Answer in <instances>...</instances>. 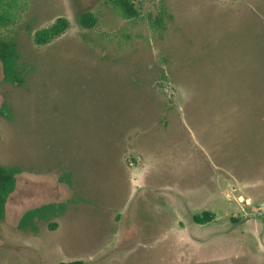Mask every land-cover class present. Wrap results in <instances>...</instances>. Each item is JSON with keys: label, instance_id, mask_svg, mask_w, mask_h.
Here are the masks:
<instances>
[{"label": "rangeland", "instance_id": "1", "mask_svg": "<svg viewBox=\"0 0 264 264\" xmlns=\"http://www.w3.org/2000/svg\"><path fill=\"white\" fill-rule=\"evenodd\" d=\"M135 7L0 0V35L27 68L18 86L0 62V164L21 169L0 264H264V0ZM66 201L55 229L18 227ZM206 210L214 220L191 224Z\"/></svg>", "mask_w": 264, "mask_h": 264}, {"label": "trees", "instance_id": "2", "mask_svg": "<svg viewBox=\"0 0 264 264\" xmlns=\"http://www.w3.org/2000/svg\"><path fill=\"white\" fill-rule=\"evenodd\" d=\"M111 1L114 7L125 17L132 18L137 15L135 7V0H106ZM96 18L92 13H86L82 16L81 21L87 28L92 27L96 23ZM69 22L66 18H59L58 22L51 28L42 31L44 36L37 37L36 39L41 42L49 41L53 37L57 36L62 32ZM0 62L3 71V81L14 85L21 86L26 82L27 68L21 62V54L19 50V43L16 38L5 37L0 35ZM133 84L139 87L138 80H133ZM1 112H8L9 108L4 105ZM21 172L19 167L5 166L0 164V222L6 217V205L17 186V175ZM61 182H66L72 186V173L64 172L59 176ZM70 199L69 201H72ZM70 203V202H69ZM66 202H50L45 203L33 208H30L24 212L21 216L18 227L23 231L38 232L39 223H48L51 229H55L58 224L57 222H51L55 217L62 216L67 209ZM216 217L215 212L206 210L202 214H196L194 216L195 221L200 223H207L214 220ZM58 264H84L82 260L75 261H62Z\"/></svg>", "mask_w": 264, "mask_h": 264}, {"label": "flooded vegetation", "instance_id": "3", "mask_svg": "<svg viewBox=\"0 0 264 264\" xmlns=\"http://www.w3.org/2000/svg\"><path fill=\"white\" fill-rule=\"evenodd\" d=\"M188 207H189V209L192 210V207H190V206H188ZM203 212H204V211H203ZM203 212H202V213H203ZM202 213H201V214H202ZM195 215H196V214H191V215L189 216V220L191 221V224L193 223V224H196V225H205V224L209 223V222H207V223H200V222L195 221V219H194V216H195ZM187 220H188V218H187ZM240 227H241V226L238 225L236 228L241 229ZM206 237H207L208 240H209L210 237H214V236H210V234H207Z\"/></svg>", "mask_w": 264, "mask_h": 264}]
</instances>
